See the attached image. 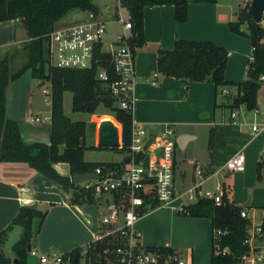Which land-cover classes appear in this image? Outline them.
<instances>
[{
    "label": "trees",
    "instance_id": "1",
    "mask_svg": "<svg viewBox=\"0 0 264 264\" xmlns=\"http://www.w3.org/2000/svg\"><path fill=\"white\" fill-rule=\"evenodd\" d=\"M94 0H0V23L6 21H20L27 33L28 40L21 49H16L0 60V163H24L36 170L45 178L63 187L72 194V203L96 202L94 192L86 190L82 185L72 181L74 174H94L96 168H112L123 172L127 164L122 163H91L85 161L87 124L74 122L66 117L64 112V96L66 92L73 94L72 111L90 116L98 114L100 106L110 112V116L122 126V147L108 149L127 154L132 144L133 112L120 108L118 100L112 96L111 84L119 79L111 67V54L97 50L96 64L87 69H62L52 66L47 58V42L49 35L57 24L72 11L94 12L99 8ZM218 0H123V6L130 14L132 23V37L130 47L136 52L146 45L144 31V10L154 6H174L177 23H186L189 17V3H217ZM250 2L240 9L237 21L229 23L232 33L247 34L253 46V55L248 63L247 80L242 82H228L226 69L228 52L210 41L179 40L171 51H159L157 59L158 71L171 78L187 79L195 83L209 82L214 85L216 98L220 88L236 87L238 95L227 105L231 111L245 106L248 111L258 109V92L261 84L258 82L264 72V23L257 24L249 16ZM247 27L246 30L243 28ZM247 31V32H245ZM25 58L26 61L15 71L11 66L16 59ZM108 70L110 81L101 83L95 79L98 67ZM29 72L34 80L51 83V136L50 144H26L23 140L19 124L7 117V91L11 83L18 81ZM216 104V108H218ZM235 128V127H234ZM238 128H213L210 130L211 164L205 175L213 174L225 164L236 151L224 153L232 143H246ZM177 146V145H176ZM69 165L71 177L60 175L54 168L55 164ZM176 168V163H175ZM196 169V168H195ZM264 160L257 166V179L263 180ZM127 193L114 194L115 202L127 198ZM226 187L223 203L217 205L213 200L201 199L187 207L188 213L181 214L196 219H209L212 225V255L209 264H241V257L249 252L245 244L249 227L252 222L243 218L242 212L248 211L245 207L236 206L230 199ZM117 200V201H116ZM126 204V202H125ZM160 207L155 200L144 209V214ZM47 212L33 207H22L18 215L8 228L14 226L22 229L20 239L12 247L13 258H6L0 249V264H28L31 242L33 239V222L35 219L43 221ZM143 214V215H144ZM261 241L264 243V218ZM221 231L219 239L214 238L215 232ZM1 234V242L6 235ZM116 246L110 239L91 244L86 250L77 248L65 254L66 264H82L81 258L86 251V264H121L115 253ZM228 250L223 255L220 251ZM173 253L172 249L166 250ZM80 259L75 263L76 254ZM109 259V261H107Z\"/></svg>",
    "mask_w": 264,
    "mask_h": 264
},
{
    "label": "crops",
    "instance_id": "2",
    "mask_svg": "<svg viewBox=\"0 0 264 264\" xmlns=\"http://www.w3.org/2000/svg\"><path fill=\"white\" fill-rule=\"evenodd\" d=\"M247 2L248 1L243 0L242 8L245 7ZM239 11L224 7V5L219 3V0L215 4L193 2L189 3L188 21L186 23H177L175 20L174 6H154L147 7L144 10L146 45L139 48L136 52V85L134 88L133 108L134 122L144 125L152 134L159 133L166 125L170 126L174 133H177V131L179 132L176 136V147L182 150H186L190 144L198 138V135L191 130L204 127L209 128L210 132L213 128L225 125L223 119L221 122H217L218 108H216V104L219 106L218 96L216 98L215 88L212 83H195L187 79L167 77L158 71L157 59L160 50H173L176 42L179 40L210 41L228 52L226 80L235 83L247 80L246 73L248 66L246 67V63L245 66L243 65L242 67V72L241 68L238 71L233 70L235 64L241 66L243 64L242 59L239 57L237 58L238 53L236 52L237 49L241 48V45L244 46V42H242V40H237L241 38L232 33L229 27V23L237 21ZM18 23H20V21H6L0 23V54L5 55L25 46L28 40L27 33L25 29L22 28L23 26L18 27ZM60 25L61 23L59 22L57 26ZM22 30L25 32H22ZM231 71H233V74H231ZM26 75H24V77H26ZM155 75H157V85L151 83ZM31 79L33 78L31 77ZM34 81L36 80L33 79V82ZM17 86L13 88V91L16 89V96L11 95L10 97L11 92H9V90L7 91V117L19 124L23 140L26 144H50L51 123L49 124L50 127H48V130L43 131V139L40 138V133L29 131L24 127V117L29 110V105L27 106L25 96H23L22 89L24 86ZM224 91L228 92L226 95H231V91ZM238 93L237 89V93L234 94V97H236ZM244 107L245 106H242L238 110L235 118H232L234 110L231 111V119L236 121L237 116L240 114V110ZM259 107L264 108V97L261 95V91L258 92V109L254 110V113L263 115L264 122V114H261ZM95 117L96 116L92 117L90 124H86L87 129L89 127L88 125H91L92 131L95 132L94 138L96 144L98 145V128L100 124H95ZM44 121H48V118H45ZM103 121L115 122L117 126L122 128V126L110 116H104L100 119V122ZM247 124L245 120L239 124L241 128H239L238 125L232 124L238 128L242 137L246 138L250 136L253 140L256 139L255 141L247 143L248 145H244L243 148L240 149L243 151H239L243 153L246 151L248 153L246 157V169L241 174H244L246 177L248 176V179L246 178L244 181H252L251 184H253L252 186L254 188L253 196L248 200L250 202L248 206L252 208L254 204L255 206L264 207V199H262L260 195H256L259 190H255L256 185L253 182L254 172L255 170L257 172L258 163L264 160V134L259 137H253L252 130L249 134L244 130V127H249ZM259 138L261 139L258 140ZM260 156L261 158L259 159ZM125 159L126 157H123V159L117 163H125ZM197 163L198 162H196V164ZM54 168L60 175L71 177L68 164L58 163L54 165ZM176 169L177 167L175 168V173ZM207 176L209 178V183L213 180L216 181L210 174ZM193 180L195 183L196 178L194 177ZM221 181L227 184L226 181ZM209 183H207V185H209ZM82 187L84 188L83 185ZM244 188H239L238 185H235L234 191L232 192V187H227L230 193V199L236 206L241 205L245 201V192L241 191L245 190ZM95 199V207L98 206V203L107 207L108 203L113 200V196L96 195ZM247 202L245 206H247ZM93 205L89 206L87 204L72 203L71 193L66 192L62 186L45 178L27 164L0 163V242L2 239L1 234L7 231L0 245V249L6 258L14 259L12 255L13 246H11V244L12 242H16L15 240L20 239L21 231L17 236L16 229L19 226H14L10 230H8V228L12 225L13 220L22 207H33L47 212L43 221L35 219L33 222L31 250L41 252L42 256H48L56 254V251L62 252L65 255L77 248L89 247L94 241V236L101 230L100 223H96L92 218V214L94 213ZM159 209L160 208L150 211L148 214H144L141 217L137 225V228L141 232L149 228L153 223H156L157 217L160 218L161 215H168L173 221L178 222L177 226L179 230L182 229L178 235L180 240L192 235L188 227L196 229L194 230L195 232L198 230L200 235H198L197 232L191 236L194 238L195 246L190 242H188L189 245H184L181 241H175L173 238L171 244H164L162 241H159V239L158 242L155 239L149 240V246L147 248L169 246L178 254L173 247L186 248L187 246H191V249L187 248V252H183L186 256L185 258L183 257L184 259L194 264L195 258L197 257L199 260L200 257L202 261L206 258L208 262L209 260L206 254L213 236L211 221L189 218L188 216H186L188 218H185L180 214L177 216L178 214L173 208ZM169 210H172L171 213H168ZM246 212L252 224H260L253 222L251 216L254 215V212L251 214L250 211ZM109 213L108 211L107 214ZM5 245H8L9 249L7 251L4 249Z\"/></svg>",
    "mask_w": 264,
    "mask_h": 264
},
{
    "label": "built area",
    "instance_id": "3",
    "mask_svg": "<svg viewBox=\"0 0 264 264\" xmlns=\"http://www.w3.org/2000/svg\"><path fill=\"white\" fill-rule=\"evenodd\" d=\"M251 2L252 0H246ZM114 21L122 26L123 33L115 36L112 44L111 67L119 79L110 86L112 96L118 100L121 109L133 112L134 88L136 85V50L132 49L129 40L132 37V23L130 14L123 6V0H113ZM84 20L73 26H56L49 35L47 42V58L49 63L62 69H87L96 64L97 50L104 51L103 38L107 33V22L101 15L94 12H83ZM261 23H264V17ZM95 79L101 83H108L110 75L108 70L98 67ZM153 85H157V75L153 77ZM258 82L264 84V72ZM45 94L51 93L44 90ZM224 94H228L224 91ZM238 110H234L232 118H235ZM33 122H41V118L32 119ZM252 136L259 137L264 134V124L252 125ZM152 133L148 132L144 125L133 121L132 144L126 158L130 163L123 172L112 168L98 167L94 175L96 180L88 181L82 185L86 190H91L97 195H112L113 200L108 203L109 214L104 215L100 221L101 230L94 236L92 244L110 239L116 246L115 253L121 264H193L166 250L169 246L147 248L142 243L143 234L137 228L138 222L143 216V209L153 200L162 208H173L179 214H187V207L201 199L213 200L217 205L223 203L226 185L221 181V174L225 170L242 173L246 169V156L238 152L225 164L220 166L211 177L216 179L214 185L209 183L203 167L197 165L195 169L196 181L188 190L179 191L175 179V153L176 137L173 129L166 125L159 133H154V139L145 151L144 148ZM122 135V134H121ZM122 147V136L120 139ZM143 152V156L137 162V156ZM126 192L127 198L115 202L114 194ZM117 201V200H116ZM126 202V204H125ZM180 203L175 207L174 204ZM159 207V208H160ZM243 218H249L247 212H242ZM263 232L262 223L251 224L245 244L249 246V252L241 257V264H264V243L261 241ZM222 235L221 231L215 232L217 240ZM225 255L228 250L220 251ZM86 251L83 252L85 256ZM29 256L37 258V264H66L63 256L56 254L38 257L33 250Z\"/></svg>",
    "mask_w": 264,
    "mask_h": 264
},
{
    "label": "rangeland",
    "instance_id": "4",
    "mask_svg": "<svg viewBox=\"0 0 264 264\" xmlns=\"http://www.w3.org/2000/svg\"><path fill=\"white\" fill-rule=\"evenodd\" d=\"M94 5L97 6L100 10V15L104 21L107 22V33L105 34L103 38L104 42V51L105 52H111V50L114 48L112 47V44L115 41V36L118 34L123 33L122 26L114 21V15H113V10L115 9V3L113 0H94L93 1ZM193 3V2H190ZM219 3L224 5V7L232 8L234 11H239L240 8L243 6V0H219ZM85 18V14L80 12V11H72L70 12L63 20L60 21L61 26H73L81 23ZM22 27V23H18V27ZM23 28V27H22ZM244 30L247 29V27L243 28ZM22 32H25L22 30ZM247 32V31H245ZM25 34V33H24ZM237 35V34H236ZM237 37H240L241 39L237 40H242L244 42V46L241 45V48L237 49L238 56L237 58L242 59V66L239 64H235L233 67V70L238 71L241 68L242 72V67L243 65L246 67L248 66V63L251 61V57L253 55V46L252 42L249 36L247 34H241L238 35ZM22 46V45H21ZM247 48V49H246ZM14 51V50H13ZM235 52V51H233ZM6 55V54H5ZM4 54H0V59H3L5 57ZM244 60V61H243ZM26 61L25 58H20L16 59L13 63V66H11L12 70L15 71L18 67H20L24 62ZM228 66V64H227ZM248 69V68H247ZM27 74V75H26ZM231 74H233V71H231ZM247 74V73H246ZM26 75V77H24ZM19 80L18 82L15 81L14 83H11V86H9L8 90L11 95L16 96L15 91H13L14 86L20 85L24 86L23 87V96H25V102L27 106L29 105V110L27 111V114L24 117V127L27 128L29 131H36L40 133V138L43 139V131L48 130L49 124L51 123V94L49 93L48 95L44 93V90H48L51 92V83L50 82H42V81H34L31 79L30 73L27 72L25 73ZM247 78V76H246ZM32 84V85H30ZM18 87V86H17ZM224 90L231 91V95H226L223 93ZM261 95L264 97V84H261ZM8 92V95H9ZM237 93V88L236 87H225V88H220L219 89V94H218V110H217V122H221L223 119L225 121V125H222L218 128L221 127H231L235 129L236 127L233 126L232 124L238 125L239 128H241L240 123H242L243 120L248 123L249 127H244L245 131L251 132L252 125L256 124L257 126H260L264 124L263 122V115L260 114H255V111H248L245 107L240 110V114L237 116L236 121L234 119H231V109L227 106L229 103L232 102L234 98V94ZM8 98V97H7ZM72 99H73V94L71 92H66L64 96V112L66 117H68L70 120L74 122H85L87 124H90V121L93 116L83 114V113H74L72 111ZM261 114H264V108H260ZM96 117L94 118L95 124H101L100 119L103 118L104 116H110V112L106 110L103 106H100L98 110V114L95 115ZM111 117V116H110ZM35 118H41V122H32V119ZM45 118H48V121H44ZM237 122V123H236ZM117 125L115 122L113 123ZM87 129V137H86V146L88 147V150L85 152V159L88 162L91 163H102V162H113L117 163L120 162L123 157L125 158L126 155L122 153L115 152L113 150H108V149H97L99 145L96 144L95 141V132L92 131L91 125H88ZM235 127V128H234ZM120 134H122V128L119 127ZM148 131V130H147ZM194 132L196 135H198L197 140L193 141L190 146L186 150H182L179 147H176V153H175V161H176V186L179 191L183 190H188L191 188L194 184V177H195V167L196 165H201L203 167L204 172L208 169V166L211 164V155H210V149H209V143H210V132L209 128H198L197 130H191ZM149 132V131H148ZM177 133L174 134V137L178 135ZM245 139V137H243ZM247 142L246 143H232V145H229L228 148L225 149L224 153L227 154L229 152L236 151L238 153L240 150L243 148L244 145L247 143H250L252 141H255L256 139H252L250 136L246 137ZM259 138L258 140H260ZM237 142L242 141V137L240 140H236ZM248 145V144H247ZM245 156L247 157V152L244 151ZM235 153V154H236ZM234 154V155H235ZM232 155V156H234ZM231 156V157H232ZM230 157V158H231ZM261 156L259 157V159ZM196 162H198L196 164ZM196 164V165H195ZM248 177V176H247ZM244 174L241 173H236V172H230L229 170L223 171L221 174V180L226 181L227 184L226 187H232V192L234 191L235 185H238L239 188H244L245 190H241L245 192V201L239 205L240 207H245L246 202L253 196V184L252 181H244L247 178ZM248 179V178H247ZM214 181H211L209 183V186L214 185ZM253 182L256 185L255 190H259L256 195H260L262 199H264V171H263V180L260 182L257 179V172L255 170L254 176H253ZM230 185V186H229ZM94 196L97 194L93 193ZM255 196V194H254ZM87 204L89 206L93 205V211L94 213L92 214L93 220L97 223H100L101 219L105 214L108 213L107 207L105 205H100L99 203L97 204L98 206L95 207V202L94 203H83ZM175 207L180 206V203L174 204ZM95 207V209H94ZM163 208V207H162ZM161 207L159 210H163ZM164 209H167L164 208ZM156 210V209H155ZM246 210L250 211V214L254 212V215L251 216L253 218V222L256 224L262 223L263 218H264V207L263 206H255L253 204L252 208H247ZM172 210H169L168 213H171ZM150 212V211H149ZM148 212V213H149ZM177 212V211H176ZM146 213V214H148ZM145 214V215H146ZM177 216H179V213L177 212ZM181 215V214H180ZM182 217L188 218L184 215ZM190 218V217H189ZM157 221L156 223H153L149 228L146 230L142 231L143 234V245L145 247H148V241L149 240H156L158 242L162 241L164 244L172 242L173 238L175 241H181L184 245H189L188 242L193 244L194 246V238L191 237L193 234H196L199 231L195 232L192 227L190 228L191 236L186 237L185 239L180 240L178 235L179 232L182 230H179L177 224V221H173L170 216L168 215H161L160 218H156ZM155 219V220H156ZM210 222L209 219H205ZM17 236L19 232L21 231L22 234V229L20 227H17ZM146 232V233H145ZM21 237V236H20ZM19 237V238H20ZM162 240H161V239ZM16 242L18 240H15ZM16 242H12L11 246H14ZM212 239L209 245V248L207 249V257H208V262L207 259L201 260L199 257L195 258L194 264H209L211 260V255H212ZM9 246V247H11ZM158 247V246H157ZM179 254L180 257H186L183 252H187V248L191 249V246H187L186 248H175L173 247ZM5 251H7L8 245H5L4 247ZM82 249L86 250V247H83ZM190 251V250H189ZM6 253V252H5ZM38 257L42 256V253L39 251H36ZM56 255L63 256L64 254L62 252L56 251ZM109 261V259H107ZM86 258L83 256L81 258V263L86 264ZM110 262V261H109ZM207 262V263H206ZM111 264V263H110Z\"/></svg>",
    "mask_w": 264,
    "mask_h": 264
},
{
    "label": "water",
    "instance_id": "5",
    "mask_svg": "<svg viewBox=\"0 0 264 264\" xmlns=\"http://www.w3.org/2000/svg\"><path fill=\"white\" fill-rule=\"evenodd\" d=\"M249 16L252 17L257 24H260L264 17V0H252L250 2ZM121 134L119 128L114 125L111 121H103L99 125L98 128V145L104 148H119L120 147V139ZM154 139V135L151 134L149 137V141L147 142L144 150L146 151L150 146L152 140ZM180 142V141H178ZM143 156V152L137 156V162L141 160ZM130 163V159H125V164ZM97 176L94 174H74L72 175V181L81 185L85 182L96 180ZM249 201L247 202V206L249 205ZM80 259V254H76L75 263H77ZM37 258L30 256L27 260L28 264H37ZM15 264H18V261H14Z\"/></svg>",
    "mask_w": 264,
    "mask_h": 264
},
{
    "label": "bare ground",
    "instance_id": "6",
    "mask_svg": "<svg viewBox=\"0 0 264 264\" xmlns=\"http://www.w3.org/2000/svg\"><path fill=\"white\" fill-rule=\"evenodd\" d=\"M115 125V124H114ZM117 126V125H116ZM118 127V126H117Z\"/></svg>",
    "mask_w": 264,
    "mask_h": 264
}]
</instances>
